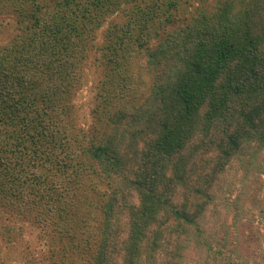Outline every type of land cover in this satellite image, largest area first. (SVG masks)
I'll return each mask as SVG.
<instances>
[{"label":"trees","instance_id":"trees-1","mask_svg":"<svg viewBox=\"0 0 264 264\" xmlns=\"http://www.w3.org/2000/svg\"><path fill=\"white\" fill-rule=\"evenodd\" d=\"M6 13L0 264L18 222L44 244L24 264H245L243 199L264 174V0H0ZM90 61L103 76L85 129L73 99Z\"/></svg>","mask_w":264,"mask_h":264},{"label":"rangeland","instance_id":"rangeland-1","mask_svg":"<svg viewBox=\"0 0 264 264\" xmlns=\"http://www.w3.org/2000/svg\"><path fill=\"white\" fill-rule=\"evenodd\" d=\"M0 24L3 26V32L0 33V44H4L16 32L15 15L10 13L1 15ZM102 40L103 32L101 31L98 43H101ZM102 72L101 67L90 61L83 68L82 81L73 99L79 125L85 129L91 126L94 120L92 112L100 102L97 93L103 76ZM243 207L247 210V217L240 224L239 255L246 260L245 264H264V174L256 176L248 183ZM232 215L233 212L226 214L222 208L219 219V224H226L231 232ZM17 226H22L24 232L22 239L16 244L11 264H24L25 253L31 251L41 255L44 244L39 229L34 228L28 222H18ZM6 245L0 240L3 250H8ZM187 264H206V262L192 258Z\"/></svg>","mask_w":264,"mask_h":264}]
</instances>
